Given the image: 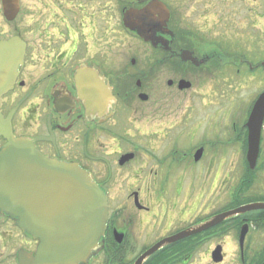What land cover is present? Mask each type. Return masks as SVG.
Segmentation results:
<instances>
[{"label":"flooded vegetation","instance_id":"af4514ba","mask_svg":"<svg viewBox=\"0 0 264 264\" xmlns=\"http://www.w3.org/2000/svg\"><path fill=\"white\" fill-rule=\"evenodd\" d=\"M224 1L228 2L18 0L14 13L11 0H0V41L19 37L25 43L24 64L13 87L1 98L2 115L10 118L16 137L31 140L50 159L79 164L108 197L104 240L86 264H133L164 237L242 205L264 202V190L260 194L247 193L244 201L228 203L183 228H167L160 234V223L171 226L169 213L176 208L172 209L175 202L171 207L158 205V193L165 191L177 172L184 178L194 171L190 162L197 165L206 154L208 138L199 132L200 108L194 99L182 113L180 124L169 126L170 133L175 130L176 136L169 143L173 150L168 157L160 158L150 149L139 148L140 140L136 144L125 138V121L130 113L138 119L136 114L145 117L152 110H147L150 103L156 105L154 115L163 108L160 101L155 102V94L186 93L189 103L192 96L203 100L211 93L217 97L225 83L222 78L233 76L248 82L259 68L260 76H264V29L258 31L261 34L257 35V43L256 36L245 40V34L250 32L247 30L243 32L244 39L237 40L238 35L221 24L227 10L222 8ZM234 1L230 0L231 8ZM245 1L252 21L256 15L264 18V0ZM196 2L203 9L194 6ZM186 9H190L189 16ZM131 11L135 15L128 14ZM211 14L216 18L211 19ZM255 24L253 21L252 28ZM254 56L259 60L252 61ZM228 108L233 109L232 105ZM238 108L233 109L234 114ZM207 116L208 124H215L218 133L228 141L234 140L231 119L229 132L219 124V110H212ZM245 123L236 134L241 149L242 142L248 143ZM192 139L198 141V147L188 153ZM262 139L259 157L264 154ZM6 142L1 135L0 149ZM201 148L202 155L196 160L195 154ZM211 157L215 170L210 171L218 173L213 162L219 156ZM182 178L176 182L179 194L184 191ZM180 210L179 214L187 216L197 208L190 212L186 207ZM230 240L235 243L232 255L236 264H264V208L233 213L201 232L185 236L181 240V264H190L201 245H208V264H223ZM39 243V239L21 229L16 217L0 208V264H33L32 256ZM217 251L221 261L215 260Z\"/></svg>","mask_w":264,"mask_h":264},{"label":"water","instance_id":"95a60500","mask_svg":"<svg viewBox=\"0 0 264 264\" xmlns=\"http://www.w3.org/2000/svg\"><path fill=\"white\" fill-rule=\"evenodd\" d=\"M11 3L16 13L18 0ZM128 14L135 15L132 11ZM24 55L25 43L19 37L0 41V103L2 95L13 87ZM263 121L264 91L255 101L246 123L250 168L256 166L258 159ZM0 135L7 139L0 149V208L16 217L24 231L40 240L37 253L32 256L33 264L86 263L96 254L106 229L108 202L104 190L79 164L50 159L31 140L15 137L10 118L5 119L1 111ZM201 155L202 148L196 152L195 159ZM255 208H264V202L242 205L167 236L146 250L134 264H143L164 246L200 232L233 213ZM221 258L217 251L215 260Z\"/></svg>","mask_w":264,"mask_h":264},{"label":"rangeland","instance_id":"374dc122","mask_svg":"<svg viewBox=\"0 0 264 264\" xmlns=\"http://www.w3.org/2000/svg\"><path fill=\"white\" fill-rule=\"evenodd\" d=\"M185 3L186 2L182 3V5ZM194 4V6H198L200 10L203 9L200 3L196 2ZM207 5H211V2L208 1ZM222 8L223 10H227L223 12V20L221 24L224 27H230V30H233L238 35L237 40L241 41L244 39L243 32L247 30L250 32L247 35L245 34V40L247 37L256 36L255 42L257 43L259 41L257 35L261 34L258 33V31H262L264 29V18H259L257 15L256 17L254 16L253 21L256 22V26L252 28V16H250V13L248 12V6L245 0H235L232 3V8L230 0H228V2L224 1ZM186 14V16L190 15V9H186ZM195 17L198 18L197 14ZM209 17L211 19L216 18L213 14L209 15ZM200 20H203V16L200 17ZM247 42L249 41H246V44ZM259 43L260 45L262 44V42ZM256 46L254 47L255 52L257 53ZM237 50L241 52L245 51L243 48H238ZM256 60H259V57H256L252 61L256 62ZM260 73V68L255 70V74L251 80H248V82L243 81L240 78L234 79L233 76L232 78H230L231 76L229 78H222V81L225 83H223L220 93L215 98H213L211 93L209 96L202 98L203 100L192 96L193 100L188 103L186 93L176 95H169L167 93L155 94V102L160 101L161 104H159V106L163 105V108L159 110V113L154 115V107L156 105L150 103L149 105L151 106L147 108V110L149 111L151 108L152 110L148 112L145 117L138 113L136 114L138 119H136L131 113L129 114L128 120L125 121L124 131L128 132L125 138L132 141L134 140V143L136 144H138L140 140L139 143H141V145L138 146L139 148L150 149L157 153L160 158H162L163 155L168 157V154L173 150V148H170L171 145L169 143L173 137L176 136V133H174L175 130L172 134L170 133L172 128L169 126L174 123L180 124L182 113L186 111L187 105L192 106L195 99L197 102V104H195L196 107L200 108L197 112H200V116L202 117V122L199 125V132L202 136L208 138L206 144V154L203 160L200 163L198 162L197 165L194 161L190 162V166L194 168L195 172L192 170L190 173H186L184 178H182L183 175H181L180 172H177L169 181V184H167L165 191L158 193V205L164 204L171 207L172 203L175 202V206L172 209L176 208L173 213L171 211L169 213L168 218L171 226L167 227L165 223H160L158 228L160 234L165 233L167 228H170V230L183 228L187 226L188 223L193 220L195 221V219H198L201 216L214 212L226 206L228 203L238 201L240 194H234V192L239 189L241 178L247 176L248 174L246 173L247 144L246 142H242L241 149V142L236 141V134L240 131L241 126L244 125L245 120L248 117V108H250L257 95L264 89V76H260ZM228 93L230 95H228L229 98L227 96ZM146 105L147 104L144 106ZM231 105L234 110L239 107L237 114H234L236 112L233 111V109L229 110L228 107H231ZM201 106L203 107L201 108ZM212 110H219V124L222 129H229V132H231V121L234 122V140L228 141V139L225 138V135L216 131L217 126L215 124H208L207 120L210 115H207L209 112H212ZM132 117H134V119H131ZM179 127L183 126L179 125ZM205 129L207 130L205 131ZM262 137V145L264 147V126L262 129ZM131 147L132 146H128L127 148ZM197 147L198 141L192 139V142H190L187 146L188 153H190L189 151L193 152ZM220 153H222L221 156ZM214 154L219 156L217 158L215 157L217 161L213 162L214 168H218V170H220L218 173L217 171H210L212 168L211 156H214ZM232 163H235V165ZM212 170L214 171L215 169L212 168ZM248 177H250L252 182L247 185L244 190L246 192L242 195L244 198L247 193L250 195L252 193L260 194V192L264 190V154L258 158L255 168L251 171V174H249ZM179 178L183 179L184 185V191L180 194L179 192H176V182L181 181ZM161 194L162 196L160 197ZM261 194L264 195V192ZM119 195L120 194H118V196ZM261 197L264 198V196ZM182 207H186L187 212H190L192 208L196 207L197 211L194 212L192 210L191 214L185 216L182 213L179 214ZM184 218L186 221H184ZM233 248H235V243L231 240L228 241V245H226L225 248L228 255L224 257L223 264H236V258L232 255L234 254L232 251ZM207 249L208 245H201L199 248L197 247V251H195L190 258V264H208L206 259ZM182 259V256L175 258L171 261V264H181ZM166 260L168 261V258L163 259V261ZM167 261L162 262V264H169Z\"/></svg>","mask_w":264,"mask_h":264},{"label":"trees","instance_id":"16d2710c","mask_svg":"<svg viewBox=\"0 0 264 264\" xmlns=\"http://www.w3.org/2000/svg\"><path fill=\"white\" fill-rule=\"evenodd\" d=\"M257 56V55H255ZM248 173L251 174V170L248 168ZM252 182L250 177L246 176L243 180H241L240 188L241 190H245L247 185H249ZM244 194V191L240 193L238 201H244V197L242 196ZM183 256V241H178L172 245H169L168 247L160 250L158 253L154 255L147 264L156 263V264H162L163 259L168 258L167 263H171L175 258ZM183 258V257H182Z\"/></svg>","mask_w":264,"mask_h":264}]
</instances>
